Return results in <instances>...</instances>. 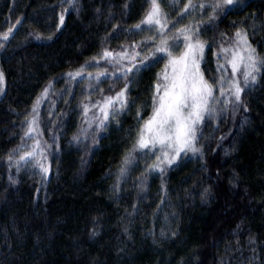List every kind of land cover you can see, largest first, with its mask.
I'll use <instances>...</instances> for the list:
<instances>
[{
    "label": "trees",
    "instance_id": "16d2710c",
    "mask_svg": "<svg viewBox=\"0 0 264 264\" xmlns=\"http://www.w3.org/2000/svg\"><path fill=\"white\" fill-rule=\"evenodd\" d=\"M185 1H162V15L179 24ZM150 2L0 0V264H264V64L255 83H241L239 103L230 74L221 84L231 52L222 49L235 47L237 31L264 60V0L216 9L193 34L218 98L198 125L197 151L160 171L157 155L136 145L168 61L159 52L111 84L112 93L127 86L116 123L83 122L80 102L89 106L94 91L69 74L91 76L143 42L134 29ZM33 120L47 173L15 162Z\"/></svg>",
    "mask_w": 264,
    "mask_h": 264
},
{
    "label": "snow or ice",
    "instance_id": "6c2138e0",
    "mask_svg": "<svg viewBox=\"0 0 264 264\" xmlns=\"http://www.w3.org/2000/svg\"><path fill=\"white\" fill-rule=\"evenodd\" d=\"M161 2L162 0H152L151 10L141 23L162 26L160 18L162 16ZM241 5L242 0H223L222 4L215 3L212 7L214 11L223 9L226 14L231 7H240ZM188 7H192L191 0H189V5L185 7V11L188 10ZM200 7L203 8L205 5L201 4ZM62 21L63 17H61ZM136 27H139V25ZM180 31L183 33L185 29ZM3 38L7 39L8 34L5 33ZM183 40L185 42L184 49L179 55H173V51L169 50L167 41L163 42V46L155 49L156 52L164 53L168 57V62L165 70L158 77V81L162 80L163 83L158 82L156 86L157 95L153 97V114L144 121L137 134L136 145L139 149L154 151L159 148L158 163L154 164L153 168L160 171H163V169L159 168L160 163L171 165L180 153L197 151L193 144L197 138L198 125L201 124L206 115L211 113L212 101L218 99L213 95L216 81L209 83L200 71V62L203 59L205 47L204 43L199 38H196L193 42V36L187 34L183 36ZM234 43V49L226 48L222 49V52L231 51V58L226 61L231 66V76L235 77L237 74H241L246 87L249 82H256L254 73L260 71L259 65L264 64V60H260L256 56V50L248 43L247 36L242 30L235 33ZM104 55L107 57L112 54L105 52ZM219 67L222 69L225 65L220 64ZM169 68L171 72L168 71ZM127 71L131 72L132 68L127 69ZM79 74L76 73L75 75ZM69 75L73 74L70 73ZM100 75H104V73ZM227 76L228 73H222L221 84L224 83V78ZM2 82L3 76L0 74V84ZM230 85L229 90L235 96L236 102L239 103L242 88L239 82L234 79L230 81ZM47 91L45 89L42 97L46 98ZM126 91L127 86H125L124 90L118 92L115 97H106L104 99L103 105L100 107V111L104 116L101 125L107 121L110 110L112 113L118 110L113 107L114 105L119 104L120 109L124 108L127 102ZM223 94L221 92V95ZM40 102V99H37L36 104L39 105ZM87 111L88 109L85 108V114H87ZM33 112H36V107L33 108ZM34 122V120L29 122L28 134L31 133V125ZM32 155L33 153L29 152L26 156H22L21 160H25ZM42 171L47 173V168L42 167Z\"/></svg>",
    "mask_w": 264,
    "mask_h": 264
},
{
    "label": "rangeland",
    "instance_id": "374dc122",
    "mask_svg": "<svg viewBox=\"0 0 264 264\" xmlns=\"http://www.w3.org/2000/svg\"><path fill=\"white\" fill-rule=\"evenodd\" d=\"M71 1L72 0H70V2ZM173 1L174 0H166L167 3H170ZM214 2L219 3V0H191L192 7H188V10L185 11V7L189 5V0H186L180 12L182 16H181V21L179 24L176 23L177 21L173 22L172 21L173 18H170L168 20L166 19L165 15H162L160 17L162 21V26L155 25V24H152V25L146 24L142 26L140 25L139 27H136L134 30L142 31L143 33L146 34L143 42H140V44L142 43L141 45L139 44L138 46H135L134 48L131 49L132 51H130L129 53H122V54L115 56V58H113V61L110 63V67H107V68L97 67V69L93 72L91 76H84L85 74H83L84 71L82 70H78V72H76V73H80L79 75H75L76 73L73 75H70L67 78V80H69V83H72L76 80L79 81V83L84 82L85 92L94 91L93 92L94 97L92 98L93 102L89 106H87V104L80 102L79 108L81 111H83V115H84L83 122L85 123L86 127L93 125L95 126V128H97L99 127V125H101V121L104 120V116H103V113L100 111V107L103 105V101L106 97H115L117 94L116 91L112 93L113 88L111 84L115 83L116 85L115 87H117L119 84H122V85L126 84L124 83L127 80L126 75L130 74V72H128L127 69L131 68V65H128V63H132V61H134L135 59H140L141 61H143L146 54H149L151 52H156L155 49L157 47L163 46L164 41H167L169 50L173 51V55H179L180 52H182L184 49L185 42L183 40V36L186 34L193 36V34L197 31V29L205 22V18L208 16H211V14L214 12L213 7H212ZM150 3H152V0ZM201 4L205 5V7L201 8L200 7ZM150 10H151V7H150ZM181 29H185V32L182 33L180 31ZM151 41L156 42L152 48L150 47L151 45L148 47V45L151 44L150 43ZM139 49L141 52H145V54H142L139 51ZM161 56L168 59V57L164 53H161ZM230 58H231V52L228 56V59ZM201 63H202V60L200 62V66H201ZM165 66H164L163 71L165 70ZM228 68L229 70L226 73L230 74L231 76V72H232L231 66L228 65L227 69ZM168 71L171 72V69L169 68ZM101 73H104V75H100ZM233 79L238 81L240 86H241V83L245 84L241 74H237V76L235 77L231 76V80ZM102 83L103 85H108V87L103 86L99 88V86H101ZM47 90L48 91H47L46 98H49L50 94L54 90L53 83L48 86ZM107 92H109V94H106ZM227 97L229 98L230 95H227ZM234 99H235V96H234ZM113 107L118 110L115 111V113H112L110 110L109 117L107 121H105L104 124H109L111 122L116 123L117 117L120 114L122 115L124 113V108L120 109L119 104H116ZM85 108L88 109L87 114H85ZM152 114H153V108H152L151 115ZM38 135L39 134L36 130V127L33 126L31 133L28 134L25 143L20 148L18 155L15 157V162L21 163L24 165L35 166L40 171H42V167L47 168L48 161H47V155L44 153L45 151L40 147ZM29 152L33 153V155L25 160H21V157L26 156L27 153ZM152 152L153 154H156L158 156L160 153V150L159 148H157ZM184 154L185 152L180 153L177 159ZM161 159H163V157H161Z\"/></svg>",
    "mask_w": 264,
    "mask_h": 264
}]
</instances>
